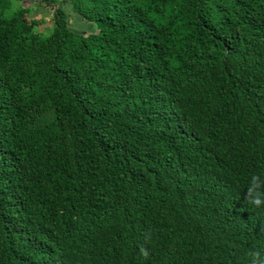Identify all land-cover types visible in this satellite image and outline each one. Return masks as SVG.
Wrapping results in <instances>:
<instances>
[{
	"label": "trees",
	"instance_id": "trees-1",
	"mask_svg": "<svg viewBox=\"0 0 264 264\" xmlns=\"http://www.w3.org/2000/svg\"><path fill=\"white\" fill-rule=\"evenodd\" d=\"M37 1L0 0V264H264V0Z\"/></svg>",
	"mask_w": 264,
	"mask_h": 264
},
{
	"label": "rangeland",
	"instance_id": "rangeland-1",
	"mask_svg": "<svg viewBox=\"0 0 264 264\" xmlns=\"http://www.w3.org/2000/svg\"><path fill=\"white\" fill-rule=\"evenodd\" d=\"M22 6L29 8V25L38 33L46 34L52 29V9L44 2L37 0H13V7ZM59 6L67 13L68 26L83 34L93 33L95 27L73 12L69 2H60Z\"/></svg>",
	"mask_w": 264,
	"mask_h": 264
},
{
	"label": "clouds",
	"instance_id": "clouds-1",
	"mask_svg": "<svg viewBox=\"0 0 264 264\" xmlns=\"http://www.w3.org/2000/svg\"><path fill=\"white\" fill-rule=\"evenodd\" d=\"M254 203H256V204L258 205V204H260V203H264V200H260V199L258 198V199H256V200L254 201ZM254 264H256L255 261H254Z\"/></svg>",
	"mask_w": 264,
	"mask_h": 264
}]
</instances>
